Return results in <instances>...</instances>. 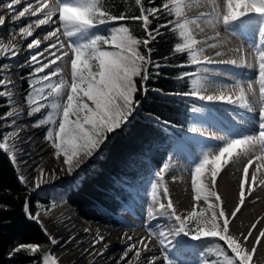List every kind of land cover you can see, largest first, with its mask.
Segmentation results:
<instances>
[{
    "label": "snow or ice",
    "instance_id": "obj_1",
    "mask_svg": "<svg viewBox=\"0 0 264 264\" xmlns=\"http://www.w3.org/2000/svg\"><path fill=\"white\" fill-rule=\"evenodd\" d=\"M211 2L213 14L209 15L213 18L209 19L208 23L213 27L222 24L224 29L233 35H240L239 25L244 18H261L259 27L254 31L259 39L251 45L255 52L256 75L246 78V87L242 79L238 78L231 85L234 92L208 93V85L211 82L201 73L209 72L208 65L214 63L247 67L252 65L247 64L243 55L240 60H217L216 58L227 54L221 50L215 51L214 56L207 55L205 46L213 50L220 45L194 37L188 26L195 22L179 18L181 0H159V3L157 0H147L148 6H145L142 0H135L139 6V14L134 16L113 14L104 0H90L86 3L55 0L54 4H50L49 0H5L4 4H0V10L7 9L9 13L7 18L0 14V28L6 24V19H11L15 28V34L7 41L0 38V98L7 97L11 100L13 92L10 89L15 86V81L11 78L12 62L26 48L25 61L17 65L29 69L27 75L21 77L28 85L25 96L26 115L31 118L41 114L46 105L39 101H44L46 97L55 96L64 100L61 104H52L57 119H53L49 113L46 118L42 116L33 121L31 126L41 128L52 125L47 128L44 137L49 148L47 155L53 163L59 165L60 172L69 176H78L79 172L103 151L112 135L122 132L132 123L142 106L141 97L146 99L151 91H156L161 96L191 97L207 102L204 106L191 108L193 116L187 129L191 135L172 136L169 130L176 126L171 121L159 116H150L155 127L169 133V156L173 157L182 154L190 145L200 146L204 143L206 125L209 122L225 125L223 118L217 115L218 107L230 105L231 109H243L244 113L251 115V122L257 128L255 133L217 135L214 139L223 141V146L218 147V153L210 158V153L204 150L202 158L198 157L199 162L195 164L191 179L195 193L194 202H190V210L186 214L178 212L166 186L162 196H158V189L169 167L168 163H163V166L154 172L156 182L151 184V203L147 209V219L151 221L166 218L172 221V225L167 233L163 230L159 232L162 255H151L147 258L148 264H192L189 259V253L193 250L190 241H201L210 237L218 238L224 242L226 249L230 250L229 254L218 246L219 253L223 255L222 264H250L257 245L264 243V227H260L264 225V217L252 222L247 231L240 232L238 237L230 231L235 218H238V213H241L242 206L245 205L246 197L251 196L256 188H264V0H223L222 5L216 4L215 0ZM173 12L177 19H173ZM27 17L33 19L21 23ZM128 20L139 22L144 33L143 38H136L130 33L128 26H116ZM16 25H19L18 28ZM106 25H112L111 35L93 31ZM196 27L199 28V24H196ZM176 31L183 38V42L174 40L168 55L154 58V42L162 35L171 33L174 36ZM40 32L44 34L41 36ZM216 35L219 36V32ZM17 36L24 41V45L17 43ZM229 51L243 50L235 48ZM69 65L70 84L61 75L64 67ZM192 66H196L194 72L182 71L174 78L179 82L194 77L191 79L192 88L189 91L165 93L163 89L149 87L151 80L163 75L162 69H183ZM253 80L259 84L258 109L248 102L250 93L256 95ZM244 113L237 111L229 114L234 121L242 123L244 121L240 120V117L244 116ZM23 114L25 113L22 109L13 107L0 116V120L4 121L0 128L6 126L10 129L0 132V150L9 156L14 170L17 171V180L25 191L34 192L41 189L50 179L57 178V172L56 169L46 171L45 168L37 166L33 171L39 175L30 179L19 171L22 164L27 166L28 161L21 163L18 156L25 154V145L32 139L29 136L25 140L21 136L23 128L17 124V119ZM241 145L246 147L233 161L234 164L239 162L242 165L238 178V203L233 210L228 211L226 199L222 200L215 190L217 177L221 173V162L228 164L229 159L233 158L234 150ZM257 145L259 151H249L250 147ZM209 165L211 171L208 177L209 185L206 186L201 177ZM250 168L253 169L251 172ZM226 176L227 172L221 179ZM201 200L206 207H200ZM22 213L25 219L40 225L50 245L61 243L48 231L41 220L39 209H33L27 198L22 205ZM91 231L84 229L85 233ZM152 235L150 227L149 236ZM183 237H189L190 241L184 240ZM77 239L78 237H71L66 243H73ZM126 239L125 251L115 264H133L130 257L133 253L135 264H140L141 251H150L149 244L146 243L147 238L141 237L133 241V237L128 235ZM105 240V236L97 229L91 245L95 248L103 243V251L98 254L100 257L104 256L109 247ZM247 245L251 247H246ZM21 253L31 254L34 258L42 254L40 259L35 260V264H57L54 255L36 244H19L12 248L7 256L11 260ZM211 264H221V261L214 259Z\"/></svg>",
    "mask_w": 264,
    "mask_h": 264
},
{
    "label": "bare ground",
    "instance_id": "obj_2",
    "mask_svg": "<svg viewBox=\"0 0 264 264\" xmlns=\"http://www.w3.org/2000/svg\"><path fill=\"white\" fill-rule=\"evenodd\" d=\"M49 2L50 4H54L55 0H49ZM4 3L5 0H0V4ZM215 3L222 5L223 0H215ZM181 4V17L179 18L195 22L188 26L194 37L200 41L206 40L209 43L220 45L219 48L213 50H209L205 46V52L207 55L214 56L215 51L221 50L227 54L220 58H216L217 60H240L243 55L246 58L247 64L252 65L251 67L220 63L208 65L210 71L207 73H201V75L207 76L211 82L208 85V93L218 94L220 91L234 92L235 90L231 88V85H233L238 78L242 79V82L245 83L246 87V78L252 76L255 71V65L252 50L247 46L248 43L245 36H242L241 33L240 35H233L231 32L226 31L222 24L213 27L208 23V20L213 18V16L209 15L213 14V4L211 0H181ZM217 11H220V9H217ZM0 14L5 15L6 18L9 17L7 9L0 10ZM28 19L33 18H25V20ZM10 23V19H6V24L0 28V31L4 32ZM196 24H199L200 27L197 28ZM201 29L203 30L201 31ZM8 30L6 29L8 32L3 33V39L5 41L15 34L14 26L9 27ZM217 32H219V36L216 35ZM43 34V32H40L41 36ZM17 43L24 45V41L18 36ZM235 48H240L243 51H229L230 49ZM26 55L27 50L25 48L20 56L12 62L11 67V78L15 81V86L10 89L13 92V96L11 97V109L15 107L17 110H23L25 114L17 119V124L23 128L21 133L23 139L27 140L29 136L32 137L31 141L25 145V154L18 156L21 163L23 161H28L27 166L25 167L22 164L19 171L28 175L31 179L32 176L39 175L38 172L33 171L37 166L45 168L46 171L56 169L57 178L50 179L47 184H44L41 187V189L46 187L48 189L53 188L56 183L58 184L59 182L61 184L64 180H67V184H69L72 179L77 180L79 175L74 178L73 176L60 172L59 165L52 162L51 157L47 155L49 151L48 144L44 137L40 135V131L44 129L45 126L41 128H33L31 126L32 124L30 121L33 117L29 118L26 115L27 105L19 96L21 81L19 74L23 68H20L17 65L22 63V58ZM61 75H70V65L64 67V71ZM224 85L229 87L224 88ZM253 88L255 90L254 83ZM257 100V95L254 96L251 93L248 95V102L258 109ZM197 101L202 106L207 103L199 101L198 99ZM231 107L232 106L230 105H225L222 108L218 107L217 115L223 118L225 125L221 126L209 122V124L206 125L205 137L203 138L204 143L200 146L194 144L190 145L182 154L170 157L166 179L168 181L169 190L171 191L172 196L176 199L178 208L190 210V202H194L193 198L195 193L191 186V179L192 169L194 168V165L199 162L198 157L202 158V152L207 150L210 153L211 158V155L218 153V147L223 146V141L215 140V136H223L227 134H230L231 136L241 134L250 135L257 131L255 124L251 122V115L244 113L243 109L236 110L231 109ZM237 111L245 114L240 117V120L244 122L237 123L229 114L230 112ZM189 135L191 134L189 133ZM245 147L246 146L244 145L238 146L234 150L233 158L229 159L228 164L225 165L221 162V173L217 177L215 190L221 195L222 200L226 199L228 211L233 210L235 204L238 203V178L240 176V168L242 167L239 162L234 164L233 161L237 159L238 154L241 153ZM249 151L257 152L259 151V146L257 145L254 148L250 147ZM252 170L253 169L250 168V172ZM210 171L211 165L208 166V170L203 176L206 186L209 185L208 177L210 176ZM225 172H227V176L224 177V179H221ZM72 182L75 183V181ZM52 203L53 207L50 210L42 209L40 213L41 220L45 227L61 242L54 246L55 250L53 255L57 259V264H93L94 261L96 264H115V262L119 261L125 251L127 244L126 238L128 235L133 237V241H137L141 237L147 238L146 243L149 244L150 251H141L140 264H148V257L151 255H159L157 240L153 235L149 236V231L142 226L143 222L141 218L136 217L131 213H128V218L129 220L136 222L134 225L135 227L132 226L124 229L111 228L83 219L67 201L66 195L63 196L60 192H57V194L54 195ZM203 205L205 204L203 200H201L200 207ZM262 217H264V188H256L251 196L246 197L245 205L242 206L241 213H238V218H235L234 226L230 227V231H234L235 235L238 237L240 232H246L252 222ZM157 219H162V221H158V229L168 232L172 222L166 218ZM260 227H264V225H260ZM85 228L91 229L92 231L90 233H85ZM97 229L105 236V242L109 245L107 251L104 252L103 257L98 255L103 251V243L97 245L95 248H92L91 245V241L95 238ZM71 237H78V239L73 243H66ZM138 247H141V249L143 248L142 245H138ZM246 247L250 248L251 245H247ZM130 257L133 259V264H135L134 253L130 254ZM252 264H264V243L257 245V250L253 254Z\"/></svg>",
    "mask_w": 264,
    "mask_h": 264
},
{
    "label": "trees",
    "instance_id": "obj_3",
    "mask_svg": "<svg viewBox=\"0 0 264 264\" xmlns=\"http://www.w3.org/2000/svg\"><path fill=\"white\" fill-rule=\"evenodd\" d=\"M142 2L148 6L147 0ZM104 3L113 14L124 13L128 16L139 14V6L135 0H104ZM159 22L161 21H154ZM122 25L128 26L130 33L136 38H143L144 33L139 22L128 20L116 26ZM111 27L112 25H106L94 30L107 35ZM174 40L183 42L178 31L174 36L169 33L159 37L153 45L154 58L168 55ZM182 71H193V67L162 69L163 75L151 80L149 87L163 89L165 93L189 91L192 88V77L179 82L174 79L177 73ZM141 99L142 106L132 123L122 132L111 136L103 151L84 169L82 182L68 193L69 203L84 219L112 226L123 224L119 212L129 207L131 198L141 189L143 183L154 176V172L162 167L163 163H167L171 148L169 133L172 136L184 135L179 128L188 129L192 117L191 108L197 104L191 97L161 96L156 91H151L146 99L143 97ZM186 100L188 102H185ZM4 112L5 107L0 102V116ZM150 116L169 120L176 127L171 128L169 133L163 132L154 126ZM26 198L30 200L31 207L37 209L34 204L35 196L30 197V193L25 191L17 180V171L14 170L9 156L0 150V264H35V260L42 256L38 254L34 258L31 254L21 253L9 260L8 252L19 244H38L47 251L45 234L40 225L25 219L22 213V205ZM185 238L190 240L189 237ZM205 239L208 238L201 241ZM210 239L226 249L224 242L218 238Z\"/></svg>",
    "mask_w": 264,
    "mask_h": 264
},
{
    "label": "rangeland",
    "instance_id": "obj_4",
    "mask_svg": "<svg viewBox=\"0 0 264 264\" xmlns=\"http://www.w3.org/2000/svg\"><path fill=\"white\" fill-rule=\"evenodd\" d=\"M72 2L86 3V2H90V0H72ZM177 18L178 17H176V19ZM10 21H11V19H10ZM26 21L27 20L22 21L21 23H26ZM260 23H261V18H259L257 16H249V17L244 18L242 23L239 25V32L241 33L242 36H245L247 43H248L247 46L249 47V49L252 50V54H253V58H254L253 59L254 65H255V52H254V48L251 45L256 43L259 39V37L254 33V31L256 28L259 27ZM18 26L19 25H16L15 27L18 28ZM9 27H13L12 21L6 27V29L8 30ZM6 29L4 30V32L0 31V38L3 39V37H4L3 33L9 31V30L6 31ZM93 31H95V30H93ZM107 35H111V32H109ZM26 56H24L22 58V61H21L22 63L25 61ZM193 67H194V71H195L196 66H193ZM28 71H29V69L23 68L19 74V78L21 79L22 76H26ZM255 75H256V71H254V73L252 74L251 77H254ZM63 77H64L65 81L70 84L71 72H70L69 76H63ZM192 78H194V77H192ZM253 83H254L256 95L258 97L259 84L256 80H253ZM27 91H28V85L24 80L21 79L20 88H19V96L22 98V100L25 102L26 105H27V102L25 100V96L27 95ZM1 100H4V103L7 107V111H10L11 110V100L9 101V99L7 97L0 98V101ZM37 100H39V98H37ZM39 102L45 103L46 107H45V109L42 110L41 114H37V116L34 119H31V121H30L31 124L33 123V121L42 118V116H43V118H46L47 114H49V113L52 114L53 119H57L58 118L57 113H56V110L52 108V104L53 103L61 104L64 102V100L63 99H57L55 96H51V97H46V99L44 101H39ZM197 104L198 105H196V107L202 106V105H199V103H197ZM0 124H4V121L0 120ZM48 127H52V125H46L45 128L40 131V135L42 137H45ZM6 130H10V129H8L6 126L4 128H0V132L6 131ZM187 135H189V133H187ZM170 157H169V159H170ZM194 167H195V165H194ZM207 170H208V167L206 168L204 174L207 172ZM193 171H194V168L192 169V172ZM167 172H168V169L165 171L164 181L160 185V188L158 189V196H162L163 188L166 186L168 188V191H169V196L173 200V204L177 208L178 212L186 214V212L188 210L184 209V208L180 209L177 207L176 199L172 196L171 191L169 190L168 181L166 179ZM204 174H203V176H204ZM203 176L201 177V179L204 182ZM82 177H83V174L81 172H79V178L77 180L72 179L69 184H67V180H64V181H62L61 184L58 182L59 185L56 183V185L53 188L47 189V187H46V189H47L46 191H40V192H37L38 190L34 191V195L36 198V200H34L35 207L38 208L39 211H41L42 209L50 210L53 207L52 201H53L54 195H56L57 192H60L61 195L65 196L67 193H69V191L71 189H73L74 186H76V184L78 183L79 180L80 181L82 180ZM72 181H75V183ZM154 182H156V178L154 176H152L151 178L148 179V181L143 183V185L141 186L142 192H140V194L138 196H136V198L132 202L131 208H129V210H127L124 213V216H128L127 214L131 213L134 216L141 218V220L143 222L142 226H144L148 231H149V228L151 227V229L153 231V236L155 237V239L158 242L159 255H162L161 250H160V245H159V238H158L159 232L161 230H159L157 227L158 221H162V219H156V220L149 221L147 219V215H146L148 206L151 203V184ZM204 184H205V182H204ZM66 199H67V197H66ZM201 207L202 208L206 207V205H203ZM72 208L75 209L74 207H72ZM76 212L78 213L77 210H76ZM135 223L136 222L133 220H128V219L124 218L123 224L121 226L116 227V228L123 229V228H129L132 226L135 227L134 226ZM163 231H165V230H163ZM231 232H233V234L235 235L234 231H231ZM165 233H167V232L165 231ZM183 239L187 240L185 237H183ZM46 242H47V251L46 252L53 255L54 250H55L54 246L50 245L48 239H46ZM36 245H38V244H36ZM190 246L193 249L189 253V259L192 261V264H201V261H203V264H211L212 260H214V259L220 260L221 264H222L223 255H221L218 251L219 245L212 242V240L210 238L205 239V240L200 241V242L190 241ZM219 249H223V248H221L219 246ZM223 250H226V249H223ZM228 252L230 254V251H228ZM252 262H253V256H252V259L250 261V264H252Z\"/></svg>",
    "mask_w": 264,
    "mask_h": 264
},
{
    "label": "water",
    "instance_id": "obj_5",
    "mask_svg": "<svg viewBox=\"0 0 264 264\" xmlns=\"http://www.w3.org/2000/svg\"><path fill=\"white\" fill-rule=\"evenodd\" d=\"M48 189V188H47ZM46 188H43L41 190H38L37 192H40V191H46L47 190ZM30 193V197L31 196H34V192H29ZM46 239H48L46 236H45Z\"/></svg>",
    "mask_w": 264,
    "mask_h": 264
}]
</instances>
